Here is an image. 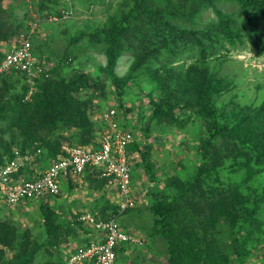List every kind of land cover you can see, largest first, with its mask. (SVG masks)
I'll list each match as a JSON object with an SVG mask.
<instances>
[{
	"label": "trees",
	"instance_id": "1",
	"mask_svg": "<svg viewBox=\"0 0 264 264\" xmlns=\"http://www.w3.org/2000/svg\"><path fill=\"white\" fill-rule=\"evenodd\" d=\"M214 1L133 0V3H128L126 9L121 10V16L110 28L95 32L97 37H94L95 35L91 37L93 44L101 46L106 54L107 61L104 66H101V70L105 72L107 80L102 81L99 76L80 72L78 69L69 77L61 74L60 84L46 77V74H41L34 81L35 84L38 81V87L30 99L26 100L29 101L28 104L20 103L21 108L26 109L20 115H15L12 110H5L1 96L10 98L7 88L13 86L17 91V94L16 91L13 92V99L19 102H21L20 99L24 101L31 86L29 76L25 71L16 68L1 73L0 119L3 121L8 119V121H5L4 126V122L2 121V124L0 122V154L13 155L10 138H6L4 133L7 129L15 127L18 131L11 130V132L12 134L20 133L21 137L18 141L21 144L20 149L26 151L41 147L39 159L44 164H50L53 159L62 154L63 143L69 145L92 143L95 126L88 113L91 102L90 99L79 98V93L83 94L86 90L90 96L93 95L98 99L97 96H105L108 88L112 87L111 91L118 99V102L112 106L128 111L131 109L124 103L125 85L131 81L140 82L145 79L151 83L153 89L163 94L159 98H152L151 123L167 126L176 124L178 127H183L189 117L186 111L195 110L204 115L206 134L205 139L201 140L200 147L202 163L196 168L195 174L186 187L194 183L199 186L207 184V191L213 196L215 192L221 194L226 187L223 186L216 191L211 185L210 177L218 173L230 157L234 160L235 169H245L247 172L264 169V97L258 103L237 104L234 100H230L229 103H224L223 107L216 106V96L225 92L223 86L225 89L226 83L230 82H225L224 78L217 76L215 70L213 68L211 70L205 62L212 49L209 47L215 46V42L221 43L226 40L236 45L237 41H243L245 33L257 51L264 52V39H262L264 34L260 31V20L264 18V3L261 0H218L236 4L232 12H224L215 5ZM53 4L52 0H42L41 6L50 10L44 14L60 13ZM210 5L217 6L219 15V20L215 24L216 32L210 29L203 31V29L182 24V21L195 23V16L199 14V11ZM7 11L3 0H0V40L11 37L13 30L10 28L13 25L24 26L23 21L14 24L15 19L4 14V12L8 13ZM235 14L243 18L242 22L238 21ZM30 25L26 34L30 35L33 53L37 57L38 50L33 37L37 34L38 26L34 32H31ZM18 44L19 42L10 50L15 49ZM194 45L197 46V51ZM67 52L69 50L65 52V57L60 59V63H75L72 53ZM126 52L132 53V60L126 74L120 76L115 69L119 57ZM7 53L8 51H2L0 46V62ZM186 56L193 57V61L187 64L184 59ZM181 60L184 64L175 63ZM55 69L58 67L56 66ZM34 102L35 105H33ZM127 122H129L128 119ZM123 124L126 123L123 122ZM72 126L75 127L70 128ZM131 128L134 132L136 131L133 127ZM140 143V140L136 138L129 148L131 147L132 150L141 148ZM86 172L89 175L95 173L88 170ZM238 190L233 186L234 197L222 194L218 198V203L208 206L213 213L206 217V224L209 225H215V221L221 217L228 219L225 225L227 235L225 248L232 247V252H222L215 244L206 245L204 250H200L197 244L201 242L191 238L194 231L191 226L197 224L192 222L196 220L195 214L200 212L192 213L187 206L178 207L176 200L181 197H179L180 193L176 194L175 200L170 204H162L160 193H153L155 199L159 200L153 203L158 231L167 238L172 264H231L232 254L244 259L251 248L264 237V202H257L256 197L251 200ZM252 191L253 194L260 195L264 199V185L262 189L255 186ZM188 197L189 195L186 198L190 205L201 210V203L192 202ZM108 205L109 203L106 202V207ZM112 205L113 212L109 215L120 216L122 213L119 212V206L114 203ZM105 209L100 210L99 214L104 215ZM44 216L46 230L42 235L36 238L25 235L19 241V246L16 245L17 231L13 229L14 226L7 221H0V264H7L1 245H12L11 247L16 249L13 258L8 261L10 263H63V257L36 261L41 247L51 242L61 241L62 229L72 228L68 222L60 220V212L58 215L53 206L46 207ZM175 217L178 224L185 226L179 241H175L174 234L180 235L181 230L175 228L174 232L171 226ZM183 218H190L189 223L192 224H184Z\"/></svg>",
	"mask_w": 264,
	"mask_h": 264
},
{
	"label": "rangeland",
	"instance_id": "2",
	"mask_svg": "<svg viewBox=\"0 0 264 264\" xmlns=\"http://www.w3.org/2000/svg\"><path fill=\"white\" fill-rule=\"evenodd\" d=\"M52 1H54L53 5L59 9V14L52 12L44 14L50 10L41 6L42 0H3L4 7L7 8L9 13L4 12V14L13 20L15 19L14 24L23 21L24 26L15 27L18 25L16 24L10 28V30H13L11 37L0 40L2 51L7 52L16 46L20 35H26L29 25L36 22L38 31L33 37L38 50L36 58L38 62H41L47 68L49 75L46 77H50L53 81H58L60 84L59 78L61 74L69 77L78 69L80 72L97 75L102 81H106L105 72L101 70V66H104L107 61L106 54L101 46L93 44L91 37L95 35V32L110 28L121 16V10L126 9L129 4L133 3V0H72V8L74 10L72 14L67 16L61 13L62 9H67V0ZM214 2L224 12H232L236 7V4L232 5L228 1L215 0ZM261 2L264 3V0H261ZM215 5H210L199 11V14L195 16V23L182 21V24L187 27L203 29V31L210 29L216 32L215 24L219 20V15ZM235 17L239 22H242L243 18L241 16L235 14ZM61 18L63 19L61 20ZM260 23V31L264 34V18L260 20ZM31 27L30 25V29ZM94 37L97 36L95 35ZM262 39H264V36ZM214 44L215 46L213 47L215 48L209 47V49H212H210L209 56L205 62L211 70L212 68L215 70L217 76L224 78L225 82H230L229 84L226 83L225 89L223 86L225 92L223 91L221 95L216 96V106L223 107L224 103H229L230 100H234L237 104L258 103L264 97V52L257 51L246 33L243 34V41H237L236 45L226 40L221 43L215 42ZM194 49L197 51L196 45H194ZM67 50H69L67 53H72L75 63H60V59L65 57L64 54ZM131 54V52H126L119 57L115 70L120 76L126 74L132 60ZM184 59L187 64L193 61V57L189 56ZM175 63L184 64V61L181 60ZM56 66L58 69H55ZM37 84L38 81L34 85L33 90L28 91L24 97L25 100L20 99L21 102L14 100L12 97L16 87H8L7 93L11 97L1 96V100H4L5 110L14 111L15 115H20V113L26 111V109L23 110L21 108L20 103L28 104L29 101L26 100H29L33 92L37 90ZM108 85L111 86L110 83ZM124 88V103L131 110L116 108L119 116H121V121L125 122L126 125L128 123L127 126L136 129L135 132L138 131L141 148H135L136 150L129 148L134 173V190L139 199V207L138 212L134 213L135 216H133L134 214L124 213L127 223L123 227L127 231L131 227L134 232H137L136 229H138L141 234L140 237L147 238V244L132 245L133 248L129 249L131 250L129 252L130 256H134L135 260L142 257L143 264H172L167 238L162 232L158 231L157 216L153 209V203L155 200L156 202L159 200L155 199V194L153 193H160V202L162 204L173 203L177 196L176 194L180 193L179 197H181L176 200V203L178 201V207L187 206L192 213L200 212L195 214L196 220L192 222H197V224L191 226V229L194 228L193 237L191 238L194 241L199 240L201 242L197 244L200 250H204L206 245L215 244L222 252H232V247L225 248V242L227 241L225 225L228 219L221 217L215 221V225L206 224V217L208 214L213 213L208 206L218 203V198L222 194L234 197L232 194L233 186L237 187L238 191L241 190L245 197H249L251 200L256 197L257 202H264L260 195H255L252 191L255 186H259V189H262L264 185V169H255L251 172H247L245 169H235L234 160L230 157L225 161L219 172L214 173L215 175L210 177L211 185L214 186L213 188L216 191L223 188V186L226 187L221 194L220 192H215V196H213L207 191V184L199 186L194 183L190 187H186V184L191 181L193 174H195L196 168L202 163L200 147L201 140L202 138L205 139L206 134L204 115L199 114L195 110L186 111L189 117H187L188 119L183 127H178L176 124L167 126L151 123L152 98H159L163 94L153 89L151 83L145 79L140 82L131 81ZM111 89L113 88H108V93L105 96H97L98 99L93 95L90 96L86 90L83 91L84 95L79 93V98L90 99L91 102L88 113L90 114L91 122L95 126L92 137L93 144L99 142L103 112L111 107L112 104L118 102L115 93ZM35 104L34 102L33 105ZM127 119L129 122H127ZM2 121L0 119L1 124L4 122V126L5 121H8V119ZM73 127L75 126L70 128ZM11 130L18 131V129L16 127L7 129L6 133H4L6 138H10L9 140L12 144L10 148H20L21 144L18 142L21 137L20 133L12 134ZM77 130H79L78 127ZM92 143L85 145H93ZM93 179L95 178H92V181H94ZM98 182V184L91 182L89 185L92 189L95 188L97 190L103 187L106 192L105 197H107V202L109 203L103 213L105 215L111 214L113 212L112 204H117L114 183H110L106 179ZM62 193H67V190L49 198L26 199L17 205L0 204V221H7L14 226L13 229L17 231V246H19V241L25 235L30 238H36L46 230L44 210L47 206L55 207L59 215V196ZM101 195L103 196V194ZM187 195H189L188 199L190 198L192 202L201 203V210H197L190 205L186 198ZM134 218L137 222H135L136 225L130 224ZM176 219L175 217L171 226L174 232L175 228L181 230L180 235L176 236L177 234H174L175 241H179L182 233H184L183 227L185 226L178 224ZM183 219L184 224H192L189 223L190 218ZM60 220L68 222L72 228L62 229L61 236L63 237L61 241L57 243L51 242L41 247L37 253V262L48 258L54 257L56 259L65 256L67 250L64 247V242L75 239L76 242L72 244L78 243V241L83 243L84 230H88V227L91 228L90 223L84 220L82 216L78 220L70 216L69 212H61ZM1 246L4 249V258L7 264H17L16 262H8L13 258L16 249L12 248V245ZM231 260V264H258L264 261V237L251 248L244 259L232 254ZM132 262L135 263L134 260ZM117 264H120V262L117 261Z\"/></svg>",
	"mask_w": 264,
	"mask_h": 264
},
{
	"label": "built area",
	"instance_id": "3",
	"mask_svg": "<svg viewBox=\"0 0 264 264\" xmlns=\"http://www.w3.org/2000/svg\"><path fill=\"white\" fill-rule=\"evenodd\" d=\"M67 9L61 13H73V1L67 0ZM34 32L37 23H31ZM16 68L25 71L30 79V91L34 81L48 70L38 62L32 49L30 35H20L18 46L8 51L0 62V74ZM116 107L111 106L102 114V130L96 145L62 146V154L50 164L32 175L24 171L40 156L42 149L36 147L22 151L13 149V155L0 154V204H19L26 199L48 198L59 194L61 179L65 176L78 177L88 171L105 176L114 183L115 199L119 212L137 205V196L133 191L134 173L129 145L139 137L130 126L123 124ZM4 195V196H3ZM118 198V199H117ZM82 218L92 224L102 235L75 248L62 264H117L119 250L124 244H142L143 238L124 229L118 215L101 216L87 212ZM258 264H264V261Z\"/></svg>",
	"mask_w": 264,
	"mask_h": 264
},
{
	"label": "crops",
	"instance_id": "4",
	"mask_svg": "<svg viewBox=\"0 0 264 264\" xmlns=\"http://www.w3.org/2000/svg\"><path fill=\"white\" fill-rule=\"evenodd\" d=\"M49 165V163L44 164L40 161L39 157L36 159L35 162L31 163L29 167L25 168L24 171L27 175H32L34 173H36L37 171H41L42 169H44L45 167H47ZM89 175L88 172H85L81 175H79L78 177H72V176H65L61 179V190L60 192H63L64 190H67V193H62L59 196V212H69L70 216L75 217L76 219H80V217L87 213V212H93L96 213L98 215H100L99 211L102 209L106 208V200L107 197H105L106 192L103 190V187L101 189H95L92 187H90V183H96L98 184L99 180H103L106 179L107 181H109V179L105 176H100L97 173ZM92 176V177H90ZM90 177V178H88ZM92 178L94 181H92ZM103 183V182H101ZM105 184V183H103ZM106 188V186H105ZM109 188V187H108ZM107 191V190H106ZM133 191L135 193V195L137 196L135 190H134V183H133ZM59 192V193H60ZM103 194V196L101 195ZM107 194L109 195V192L107 191ZM58 195V194H57ZM55 195V196H57ZM51 197V196H50ZM49 198V197H48ZM137 200L138 203L135 207L133 208H129L127 210H125L126 212H123L119 217H120V221L122 223V225L124 226L127 222L125 221V214H130L133 215L135 212H138V207H139V199L137 196ZM100 203V204H99ZM17 205V204H16ZM84 206V207H82ZM136 209V210H135ZM109 215V214H106ZM105 214L101 216H106ZM135 216V214L133 215ZM127 217V216H126ZM136 220L134 218V220H132V222H130V224H135ZM137 223V222H136ZM91 226V228H89L88 226V230H84V238H83V243H87L91 240H98L100 239L102 233L97 230L95 227L92 226V224H89ZM136 225V224H135ZM134 225V226H135ZM135 228V227H133ZM132 228L129 227L128 231H132V233L136 234L137 236L140 237V231H138V229H136L137 232H134L133 230H131ZM143 238V237H140ZM76 242L75 239L72 241H67L64 242V247L67 250V254L65 256H63V259H65L71 252H73L75 250V248L83 243H75ZM147 244V238H143V243ZM133 244L135 245H142V244H136V243H128V244H124L122 245V247L119 250V256H118V261L120 262V264H143V260L142 257L138 260H135L136 258H134V256H130L129 252H131V248H133ZM133 245V246H132ZM134 260L135 263H133L132 261Z\"/></svg>",
	"mask_w": 264,
	"mask_h": 264
},
{
	"label": "clouds",
	"instance_id": "5",
	"mask_svg": "<svg viewBox=\"0 0 264 264\" xmlns=\"http://www.w3.org/2000/svg\"><path fill=\"white\" fill-rule=\"evenodd\" d=\"M135 134L138 136V133L135 132Z\"/></svg>",
	"mask_w": 264,
	"mask_h": 264
}]
</instances>
